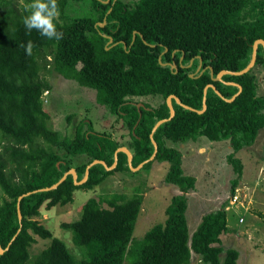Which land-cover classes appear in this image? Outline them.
<instances>
[{
  "label": "trees",
  "instance_id": "1",
  "mask_svg": "<svg viewBox=\"0 0 264 264\" xmlns=\"http://www.w3.org/2000/svg\"><path fill=\"white\" fill-rule=\"evenodd\" d=\"M67 1L57 0L62 19L55 23L63 39L48 40L24 27L29 0L22 7L16 0H0V246L4 249L10 242L0 253V264H123L127 258L130 264H189L192 253L202 264H237L238 250L224 251L221 240L227 232L226 202L204 214L189 233L186 194L195 188L196 178L184 172L174 145L201 136L227 141L231 151L226 160L236 175L229 191L234 193L243 169L235 154L251 146L264 127V95L257 93L254 72L257 65L264 69L263 46L258 45L254 66L243 74L226 73L213 80L210 68L215 76L248 64L253 42L264 40V0H89L91 12L69 21L63 17ZM29 41L30 55L21 46ZM49 69L94 89L96 103L122 120L129 131L132 166L152 155L153 141L154 159L169 162L164 181L180 192L171 197L164 222L153 224L140 239L133 238L142 203L138 193L126 199L89 197L78 219L61 223L75 245L84 248L79 259L36 219L42 204L65 205L76 189L92 188L108 175L130 169L123 151L117 152L115 165L106 168L113 164L120 143L111 134L94 131L84 119L72 136L50 128L42 99L51 88L43 76ZM227 82L241 86L232 101L209 87L205 110L195 111L202 108L206 84H213L225 98L235 94L238 87ZM170 94L195 110L173 99L174 115L150 137L155 123L169 116ZM133 96H160L162 101L138 108ZM58 149L64 155L87 157L74 167L76 180L83 179L92 160L105 165H91L80 184L68 174L57 187L38 190L53 185L72 168ZM27 192L31 193L19 202L20 223L17 200ZM32 233L51 239L31 256Z\"/></svg>",
  "mask_w": 264,
  "mask_h": 264
},
{
  "label": "rangeland",
  "instance_id": "2",
  "mask_svg": "<svg viewBox=\"0 0 264 264\" xmlns=\"http://www.w3.org/2000/svg\"><path fill=\"white\" fill-rule=\"evenodd\" d=\"M26 1L16 0L18 7L25 5ZM125 1L131 3L135 0ZM91 10L89 0H68L63 17L69 21L88 14ZM61 19L58 16L56 20ZM254 72L258 80L257 93L264 95V69L257 65ZM43 76L51 87L42 94L44 108L49 114L50 128L57 130L61 136H72L77 123L84 119L91 123L94 131L111 134L121 147L128 149V128L118 116L96 103L94 89L80 86L75 80L64 78L52 69L44 72ZM131 100L135 104L148 103L156 106L162 98L133 96ZM167 144L172 145L169 141ZM174 146L181 153L184 172L196 178L195 188L186 194L189 233L196 229L204 214L216 210L222 202H226L227 232L221 235L224 251L230 247L237 249V264H264V127L258 131L251 146L244 147L235 154L241 159L243 169L233 194L229 191L230 181L236 175L226 160V155L231 151L227 141H212L201 136ZM58 151L70 159L72 168L87 160L84 155L72 157L64 155L61 149ZM143 165L144 163L135 169L116 171L92 188L76 189L73 200L65 205L47 208L45 203L42 204L36 219L50 230L51 236L61 238L68 250L79 259L82 257L80 248L83 247L78 248L75 245L70 232L63 229L61 223L78 219L81 205L89 197L112 198L114 195H121L122 199H126L138 193L142 196V203L133 238L140 239L153 224L164 222L165 209L171 197L180 192L176 186L164 181L169 167L168 161H158L153 157L148 167ZM8 166L11 167L9 162ZM103 205L107 206V203L103 202ZM32 236L34 241L30 246L31 256L44 248L51 239L41 238L34 233ZM223 256L224 252L221 254ZM123 264H130V259H125ZM189 264H202L199 255L192 253Z\"/></svg>",
  "mask_w": 264,
  "mask_h": 264
},
{
  "label": "water",
  "instance_id": "3",
  "mask_svg": "<svg viewBox=\"0 0 264 264\" xmlns=\"http://www.w3.org/2000/svg\"><path fill=\"white\" fill-rule=\"evenodd\" d=\"M107 1H108V0H105V2H107ZM259 44H261V45L263 46V58H264V40H263V39H256V40L253 42V45H252V53H251L250 61L248 62V64H247L244 68H242V69L239 70V71H230V70H226V69H225V70H221V71H220L219 73H217L215 76H213V71H212V69L210 68V72H211V75H212V79H213V80H220V79H221V76H222L223 74L228 73V74H233V75H240V74H243V73L247 72L248 70H250V69L254 66V64H255V61H256V51H257V47H258ZM171 67H172V68H175V65L172 63V64H171ZM227 83L234 84V85H236V86L238 87V91H237L235 94H233L230 98H225V97H223V96L221 95V93L215 88V86H214L213 84H211V83L206 84V85L204 86V88H203L202 108L199 109V110H195V109H193L192 107H189L188 105L182 103V102L179 100V98H178L177 96H175L174 94H170V95H168L167 98H166V103H167V106H168V108H169V116H168V118H164V119L158 120V121L155 123V125L153 126V128H152V130H151L150 137H152L153 132L155 131V129L158 127L159 124H161L163 121H166V120L170 119V118L174 115V108H173V105H172V100H173V99H174L179 105H181V106H183V107H185V108H188V109H193V110H195V111L201 113V112H203V111L205 110V108H206V92H207V89H208L209 87L212 88V89L215 91L216 94H218L219 96H221L222 98H224L226 101H232V100L236 97V95L240 93V91H241V86H240L238 83H234V82H227ZM136 105H137V107L139 108V106L142 105V104H136ZM153 146H154V151H153L152 155H151L147 160H145L144 162L139 163V164H138L137 166H135V167L132 166V164H131V157H132V156H131V153H130L129 149H126L125 147H118V148L116 149L115 153H114V162H113V164L110 165V166H108V167H106V168H107V169H111V168L115 165V163H116V160H117V152H118V151H123V152H125V153L127 154V160H128V165H129V167L135 169V168H137L138 166H140V165H142L143 163H145L146 161L151 160V159L155 156V154H156V152H157V145H156V143H155L154 141H153ZM95 163H101V164H104V165H105L104 161H102V160H98V159H94V160H92L89 164H87L86 169H85V175H84L83 179H81V180H76V173H75V170H74V168H71V169H69L68 171H66V172L62 175V177H61L56 183H54L53 185L48 186V187L40 188V189H38V190H50V189H53V188L57 187L58 184H59L60 182H62V181L66 178V176H67L68 174H72L73 179H74V183H75V184H80V183H82V182L87 178L89 167H90L91 165L95 164ZM35 191H37V190H35ZM29 193H31V192H27V193H25V194L20 195V196L18 197V200H17V214H18V219H19L20 223H21V218H22V216H21V212H20V208H19V202H20V199H21L24 195H27V194H29ZM19 230H20V228L17 230V233H18ZM17 233H16V234H17ZM16 234H15V235H16ZM15 235L13 236V238L15 237ZM9 244H10V242L8 243V245H9ZM8 245H7L4 249L0 246V253H2L5 249H7V248H8Z\"/></svg>",
  "mask_w": 264,
  "mask_h": 264
},
{
  "label": "clouds",
  "instance_id": "4",
  "mask_svg": "<svg viewBox=\"0 0 264 264\" xmlns=\"http://www.w3.org/2000/svg\"><path fill=\"white\" fill-rule=\"evenodd\" d=\"M28 15L23 17V24L28 32L35 29L42 37L48 40L63 39V32L57 30L55 23L59 15V5L57 0H31L25 6ZM25 47L27 54L32 52V42L29 41ZM226 209V208H225Z\"/></svg>",
  "mask_w": 264,
  "mask_h": 264
},
{
  "label": "flooded vegetation",
  "instance_id": "5",
  "mask_svg": "<svg viewBox=\"0 0 264 264\" xmlns=\"http://www.w3.org/2000/svg\"><path fill=\"white\" fill-rule=\"evenodd\" d=\"M186 66H188V65H186ZM132 101V100H131ZM133 102V101H132ZM134 103V102H133Z\"/></svg>",
  "mask_w": 264,
  "mask_h": 264
},
{
  "label": "crops",
  "instance_id": "6",
  "mask_svg": "<svg viewBox=\"0 0 264 264\" xmlns=\"http://www.w3.org/2000/svg\"><path fill=\"white\" fill-rule=\"evenodd\" d=\"M259 80H260V78H259ZM227 208V207H226Z\"/></svg>",
  "mask_w": 264,
  "mask_h": 264
},
{
  "label": "built area",
  "instance_id": "7",
  "mask_svg": "<svg viewBox=\"0 0 264 264\" xmlns=\"http://www.w3.org/2000/svg\"><path fill=\"white\" fill-rule=\"evenodd\" d=\"M235 200H236V199H235ZM235 200H234V201H235Z\"/></svg>",
  "mask_w": 264,
  "mask_h": 264
}]
</instances>
